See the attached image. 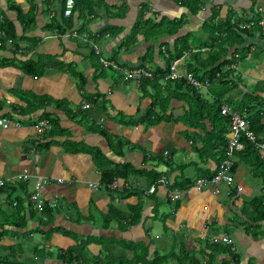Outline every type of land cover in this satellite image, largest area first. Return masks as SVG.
<instances>
[{
  "label": "crops",
  "instance_id": "obj_1",
  "mask_svg": "<svg viewBox=\"0 0 264 264\" xmlns=\"http://www.w3.org/2000/svg\"><path fill=\"white\" fill-rule=\"evenodd\" d=\"M122 1L129 9L124 18H111L107 12L99 10L86 31L92 32L91 36L98 38L96 44L101 48L102 56L114 63L113 67H105L107 69L102 71L97 68L96 58L86 42L77 38L52 35L46 29L51 17L59 18L61 14L60 0H51L48 6L47 0H0V13L6 20L4 24L12 25L18 38L14 43L21 45V51L13 56L14 46L6 38L4 46L0 48V60L14 58L16 65L17 62L38 60L48 66L42 77L37 80L23 74L16 65L0 68V107L6 110L8 106L15 105L18 114L9 119L11 124L6 130L0 129V180L11 185L17 184L21 182L19 176L27 173L29 179L23 182L26 194L29 195L35 187H39L40 198L46 205L49 202L58 203L57 213L50 217L49 226L73 233L78 239L77 243L82 239H92L94 243L88 246L90 257H96L102 251L110 253L115 258L131 259L133 252L123 247L124 243H142L148 246L147 260L158 250H168V254L169 251L179 253L183 248L194 255L200 263L211 257L212 264H264V222L260 226V231H256L249 228V218L244 215L245 204L264 195L262 182L258 187L252 184L244 185L247 173H251L252 177L259 180L255 171L242 161L237 163L235 158L237 165L235 164L234 180L235 184L242 188L240 194H236L225 184L218 187L211 185L200 191L190 186L183 193L177 191L179 200H176V203L170 201L168 195L173 190L169 187L172 188L176 181L181 183L189 179L192 182L198 176H205L206 173L217 170L213 161L203 160L194 150L201 148L205 134L212 131L211 125L205 121L204 129L185 127L176 120L184 116L187 104L172 100L166 113L172 117L170 121L165 119L160 124L150 127L126 126V122L136 121L142 116L149 108L151 99L142 96L139 85L123 84L118 75L120 73L116 70L121 67L153 70L165 66L167 48H160V44L162 42L173 44L174 39L164 37L163 41L160 39L147 43L143 36H138L134 44L124 43L142 6L146 9L145 18L150 17L154 22L162 18L177 21L185 16V24L174 37L188 33L191 34V38L195 40L201 38L204 41L206 36L201 31L202 23L209 19L211 12L215 13L214 23L223 22L233 16L244 15L251 18L258 10H262L258 17H263L264 0L207 1L201 12L195 16L173 0L106 2L108 4L115 2L119 5ZM14 9H19L21 16H32L33 26L28 32H23V25ZM73 19L77 20L76 14L73 15ZM112 27L116 29L111 31ZM104 29H109L110 32L102 34L101 31ZM74 30L78 32L76 25ZM197 32L200 34L195 37ZM32 42L33 47L30 45ZM250 43L258 44L264 52V44L258 38L251 39ZM150 45L153 46L152 57L143 63L142 58ZM194 45H197V42ZM168 49L173 51V46L170 45ZM184 54L177 61L184 62L187 58L186 53ZM258 61L255 67L251 62L236 63L231 78L233 80L238 78L244 87L233 89L224 95L220 101L221 105L231 108V102H239L244 94L249 93L252 85L264 81V53L263 59ZM70 70H73L76 76L80 74L81 79L71 75ZM150 91L151 89L147 90L152 95L153 90L151 93ZM19 94L24 98L38 99L36 102L50 98L52 102L65 105L70 113L68 115L55 104H51L49 107L37 109L31 115H25L22 112L29 109L26 107L28 102L27 99H20ZM198 94L208 102L217 100L218 95H213L210 89ZM93 102H97V105ZM84 104L90 107L82 110ZM81 111L84 114L83 123L78 124L77 121L70 120ZM44 113L56 118L60 128L67 132L56 141L64 142L66 138L80 145L98 148L113 163L130 164L137 173L126 181H120L116 189L109 188L107 191L100 186V174L95 170L92 158L83 151V154L64 152L60 145H50L48 148L37 146L35 150L34 147L42 137L36 134L34 125L41 120L39 118ZM99 123L102 124L101 129L108 135L128 142L129 145L124 149L122 157H116L112 153L102 136L86 130L95 129ZM186 133L191 138H187ZM42 142H46V139ZM155 172L159 174L157 181L164 176L168 178L169 183L163 187L156 182L154 191L148 193L143 188L146 179ZM91 184H97V190L92 189ZM122 190L135 191L136 194L127 197ZM98 192L99 194H94ZM16 195L24 196L19 190ZM4 197L0 196V204ZM139 202L143 210L138 224L126 227L123 223L117 225L111 222L110 228L100 229V224H104L100 219L103 220L108 215L109 205L112 204L122 214H126L130 211V206ZM30 208L37 211L32 206ZM91 208L98 212V219L91 214ZM28 214L27 211L26 230L30 231L37 228L41 222L35 216L30 219ZM90 216L94 218L91 219ZM157 225L163 229L156 227ZM94 226L96 230L92 229ZM75 227L80 230V235H84L81 239L72 231ZM47 229L49 228H43ZM152 233L155 236H152ZM219 233L231 239L236 261L232 260V255L225 254L220 249L216 252L210 249V237L214 234L220 235ZM35 235H38V240H35ZM97 238L109 244L96 245ZM110 238L114 240L109 241ZM18 241H20L18 238L4 239L2 245L9 247ZM120 242L124 243L120 245ZM21 243L23 257L28 264H32L37 260L31 258L29 253H32L35 246L44 244L49 250H65L73 246L75 241L60 233H53L47 241H44L42 235L34 234ZM45 264L57 263L45 260ZM167 264L179 263L172 260Z\"/></svg>",
  "mask_w": 264,
  "mask_h": 264
},
{
  "label": "trees",
  "instance_id": "obj_2",
  "mask_svg": "<svg viewBox=\"0 0 264 264\" xmlns=\"http://www.w3.org/2000/svg\"><path fill=\"white\" fill-rule=\"evenodd\" d=\"M50 1L51 0H47V6L51 4ZM106 1L107 0H74L75 7L72 16L70 18H64V0H60L61 14L59 18L52 16L49 20V23L46 25V29L52 35L55 34L58 36H66L64 34L72 32L76 25L78 33L83 34L89 29L92 18L97 16V12L99 10L107 12L108 16L111 18L121 19L125 17L129 9L128 5L124 1H122L119 5L115 2L108 4ZM173 1L178 3L182 8H185L191 15L195 16L201 12V9L207 1L210 2L212 0ZM116 9L117 12L113 11ZM14 10L20 18L21 25H23V32H28L30 27L33 26L32 16H21L19 9ZM74 14L77 16L76 21L73 19ZM145 15L146 9L145 6H142V8L138 11L136 20L132 25L128 36L125 38L124 43L130 42L131 44H134L137 41L138 36H143V40L147 43L160 39V41H163L162 39L164 37L172 38L174 41L173 44H169L167 42H162L160 44V48H167V58L164 61L165 66L163 68L157 67L156 69H153L152 79L141 80L139 83H137L142 96H147L151 99L149 108L146 109L142 116L136 121L126 122L125 125L131 127L136 125L150 127L160 124L165 119L170 121L172 117L170 115H166V113L171 101L177 100L186 103L187 110L184 112V116L176 121L181 122L189 129H204V122L208 121L210 123L212 131L205 134L201 148H195L194 150L200 156V158L203 160H211L215 163L216 167H218V165L223 160L224 152L228 143L229 126V120L222 117L220 114V101L224 95L230 93L233 91V89L244 87L238 78H235V80L231 78L235 69L227 70V68L229 66H236V63L239 61H245L246 63L251 62L253 66H256V63L259 62L258 60L263 59V49L259 47L258 44L250 43L251 39L256 40L258 38L259 41H262L264 44V35L262 34L259 27L255 25L250 27L251 24H256L260 19L257 14H253V17L251 18H246L244 15L242 17L233 16L228 17L223 22L219 21L214 23L215 13L211 12L209 19L202 23L203 28L201 31L204 33V36H206V40L203 41L201 38H197L195 40L191 38V43L189 39L191 34L186 33L183 36L174 37L178 34L180 28L185 24V16L177 21L166 20L162 18L160 21L154 22L150 17L145 18ZM4 22H6V20H4V16L2 15L0 29L5 32L6 38L12 42L15 50L13 52L14 56L16 52L21 51V45L19 43H14V41L18 38H16L14 34L12 25L4 24ZM113 29L116 28H110L111 31ZM108 31L109 29H104L101 31V33L106 34ZM90 34L93 33L90 32ZM23 39L27 38L24 37ZM98 41V38H96L95 43ZM5 42L6 39L0 48L4 46ZM195 42H197V45H194ZM32 44H30L31 47L34 46L33 42ZM170 45L173 46V51L168 49ZM87 46L90 49V52L94 55L92 48L89 45ZM98 48L100 51V59L99 56L94 55L96 58L95 62L97 64V68L103 71V69L107 68L104 67V64L101 63L100 60L102 59L106 63L111 61H107V59L102 56L101 48ZM25 49L30 50L28 48ZM152 50L153 46H148L146 54H144V57L142 58L143 63L152 57ZM184 53L187 55V58L184 60V62L177 61L180 59V57L185 55ZM204 55L205 58H203ZM171 64H174L179 71L183 70L182 72L192 73L201 82H209L211 84L210 91L212 94H218L217 100L215 99L213 102H208L207 100H203L196 90L187 86L183 81L172 82L167 80L166 77L170 73L169 70ZM11 65H16L14 58H11L10 60H0V68ZM16 67H18L23 74L37 80L42 77L46 67L48 66L42 62H39L38 60H29L21 63L17 62ZM110 67L111 66H108V68ZM123 69L132 70L135 68L123 67ZM70 73L71 75L81 79V76H79L80 74L76 76V73L73 70H70ZM121 82L123 84H135V82L132 81L124 82L123 79H121ZM82 85H84V82ZM148 89H151V91L153 90L152 95L147 92ZM263 95L264 81H259L250 87L249 93L244 94L239 102H231V105L229 104L231 106V108L229 107L231 110L246 113L248 128L254 134L255 139L258 142H264ZM19 98L23 100L27 99L26 101L28 104H26L28 106L26 107L29 109H24L23 112L20 109V112L25 115H31L37 109L49 107L51 104H55L59 107V110L61 109L68 115L70 113L65 105L58 102H52L53 100L50 98H44L42 102H36L38 99L32 97L24 98L21 96V94H19ZM93 103L97 105V102ZM2 108L3 107H0V119L2 118L9 120L18 116L16 112L17 107L15 105L8 106L6 110ZM39 119L49 120L51 127L46 131V133L43 134L42 138H39L38 141L41 145L38 143L34 149L36 150L37 146L48 148L50 145H60L64 152H69V150L66 149L68 147L71 150L70 153L82 151L85 152L92 158L95 170L100 174V186L103 189L109 191L112 184L115 183L117 187L120 181H126L129 177L137 173V171H135L130 164L113 163L108 158H106L98 148H92L85 146L84 144L82 146H76V144L73 142L67 141L66 138V141L64 142L56 141L59 136H63V134H65V131L60 128L58 120L52 115L46 113L42 114ZM86 130L102 136L106 141L107 146L112 151V153L116 155V157H122L124 154V149L129 145L126 140L110 136L105 130L101 128H88ZM186 137L191 138L189 134H187ZM112 138L115 140L112 141ZM45 139L46 142H42L45 141ZM242 145L243 149L238 152L235 157L237 158V163L242 161L255 171L258 178L262 182V190L264 191V152L257 150L252 143L246 141L245 139L242 140ZM237 163L234 161L233 173L236 167L235 164L237 165ZM215 172L208 174L206 173L205 176H198L197 179L211 180L215 175ZM158 177L159 174L156 172L151 175L150 178L146 179V184L144 185L143 189L148 191V189L152 186L156 187L155 184ZM197 179L192 182L189 179L182 181L181 183L176 181V183L172 184L173 186L171 185L172 188H169L170 190H176L180 193H183L186 189L190 188V186L193 187L194 182ZM19 181L21 182L13 185L3 181V185L0 187V196H5L2 204H0V264H28L25 257H23V246L21 241L23 242L26 240V238L34 234L42 235L44 237V241H47L53 233H60L62 236L68 237L74 240L75 244L65 250H49L45 248L44 244L41 246H35L31 254V258H33L35 261L37 260L34 264H45V260H52L57 264H167L172 260L179 264H212L211 257H209L207 261L200 263V261L196 259L194 255L188 253L183 248H181L179 253L170 251L166 256H160L157 251L156 254H153V257L147 260L148 246H145V244L142 243L125 244L124 242H120V245L124 243L123 247L133 252L131 259L115 258L110 253L102 251L98 254V256L90 257L88 246L94 243L93 240L87 238L82 239L79 243H77L78 239L73 233L59 228H51L49 226V219L53 214L57 213V208L52 209L47 205H45L42 210L37 211L30 208L31 205L28 202V197L30 194H26L25 185L23 184V182L25 183L27 180L22 181L19 179ZM174 187H177L178 189ZM18 190L22 192L24 196H15ZM122 191L124 194H127V197L132 194H136L134 193L135 191ZM169 200L172 201L170 198ZM129 210L130 211L128 213L122 214L119 210L114 208L112 204L109 205L108 215L103 219V230L110 228L111 222H114L117 225L123 223L126 225V227H131L138 224L142 215V204L139 202L134 206H130ZM27 211L29 213L28 217L30 219L34 216L36 217V214L41 212L40 214H45L47 220H42L43 218L36 217L41 222L39 223V226L34 230H26ZM244 215L249 218V228L260 231V226L264 222V195L253 199L248 204H245ZM92 217L93 216H90L91 219L94 218ZM43 228L49 229L43 230ZM9 238H18L20 241L16 242L12 246L3 247V240ZM108 240L113 241L114 238H110ZM95 243H97L96 245H103V243L109 244L108 242H103L101 238H97ZM209 246L212 252H216L218 251L217 249H220L225 254L232 255L231 257L233 261L237 260L235 249L232 244L224 245L211 242ZM7 251L9 253H6Z\"/></svg>",
  "mask_w": 264,
  "mask_h": 264
},
{
  "label": "built area",
  "instance_id": "obj_3",
  "mask_svg": "<svg viewBox=\"0 0 264 264\" xmlns=\"http://www.w3.org/2000/svg\"><path fill=\"white\" fill-rule=\"evenodd\" d=\"M75 7L74 0H64V10H63V17L64 18H70L73 14V10ZM2 22V15L0 13V23ZM251 24L250 26H252ZM258 25L264 30V20H261ZM70 38H77L80 39L83 42H93V39H96V36H91L86 33L79 34L76 32V30L68 33L66 35ZM6 39L5 32L0 29V47L3 45L4 40ZM92 40V41H91ZM92 51L94 55L99 56L100 59V51L97 45L91 44ZM101 63L104 64V67L108 66H114L113 62L106 63L104 60H100ZM116 70L120 73L122 76V79L124 82H135L139 83L141 80H147L153 78V73L150 70L140 69L136 68L133 70H126L123 68H116ZM169 75L166 77L169 81H183L187 86L193 88L196 91H207L210 88V83L207 81L201 82L197 77H195L192 73L189 72H181L177 70L174 64H171ZM90 106L84 104L82 106V110H87ZM220 114L224 118H227L229 120V126H228V143L224 152L223 160L218 165L217 170L215 172V175L211 180H205V179H197L194 182L193 187L200 191L204 188H207L209 186H216L218 187L220 184H225L229 189L236 192V194H240L242 191V188L235 184L234 180V161L236 154L240 152L243 149L242 140L249 141L253 144V146L257 150H261L264 152V142H258L255 139L254 134L249 130L248 123L246 121V113L245 112H239L231 110L227 106H222L220 108ZM11 124V121L8 119H0V129L6 130L9 125ZM18 126V124L16 125ZM51 127L50 121L47 119H41L39 120L35 125L34 129L38 136L42 137L43 134L49 130ZM19 179L22 181H26L29 179V175L27 173H23L21 176H19ZM169 181L166 177H162L158 184L166 187L168 185ZM3 181L0 180V187H2ZM90 187L92 189L97 190L98 185L97 184H91ZM116 187L115 183L112 184L111 189H114ZM39 187H35L33 192L30 193V196L28 197V202L31 206H33L37 210H42L46 203L43 201L42 198H40L39 194ZM154 191V186L148 189V193H152ZM169 198L172 201L179 200V194L176 191L169 192ZM48 207L55 209L58 206L57 201L55 202H49L47 204ZM230 240L225 236L223 238L224 245H229Z\"/></svg>",
  "mask_w": 264,
  "mask_h": 264
},
{
  "label": "rangeland",
  "instance_id": "obj_4",
  "mask_svg": "<svg viewBox=\"0 0 264 264\" xmlns=\"http://www.w3.org/2000/svg\"><path fill=\"white\" fill-rule=\"evenodd\" d=\"M110 1V0H109ZM114 11H116L117 12V9L116 10H114ZM256 14H258V13H256ZM86 33V32H85ZM86 34H88V35H91L90 33H86ZM127 34V33H126ZM198 34H200L199 32H197V34L195 35V37L198 35ZM64 35H67L66 33L64 34ZM128 36V35H127ZM64 37H66V38H70V37H67V36H64ZM190 39V42H191V37L189 38ZM81 41V40H80ZM92 41V40H91ZM87 43V45H89L91 48H92V46H91V44H95V45H97L96 43H95V39H93V42L91 43V42H86ZM192 43V42H191ZM93 52V51H92ZM136 69V68H135ZM133 70V69H132ZM150 71H152V70H150ZM119 75V77H120V80L122 79V76L120 75V74H118ZM130 84H132V83H130ZM135 84H137V83H135ZM264 106V105H263ZM83 116H84V114H83V111H81V112H79L75 117H74V119H70V120H74V121H77V123L78 124H81V123H83L82 122V119H83ZM85 120V119H84ZM98 127H100V128H102V124L101 123H99L98 124ZM65 133H67L66 131H65ZM67 140V139H66ZM65 140V141H66ZM112 141L113 140H115L114 138H112L111 139ZM67 141H69V142H72L70 139L69 140H67ZM74 143V142H73ZM74 144H76V146H78V145H80V143H74ZM82 146V145H81ZM68 147V146H67ZM66 148V147H65ZM66 149H68L69 150V153H70V148L68 147V148H66ZM81 154H83V152H80ZM85 153V152H84ZM247 178L245 177V180H244V185H254V186H259V184H260V182H261V180L259 181V180H257V178H255V177H252V175H251V173H247ZM117 188V187H116ZM115 188V189H116ZM95 195L96 194H99V192L98 193H94ZM92 209V211H91V214L92 215H94V217H95V219H98L99 218V215H98V212L96 211V210H94L93 208H91ZM41 213V212H40ZM40 213H38V214H36V217L37 218H43L44 219V217H45V214H40ZM101 217V216H100ZM104 219V218H103ZM102 222H103V220H102V218L100 219ZM82 223V222H81ZM97 223H99L98 221H97ZM100 224V223H99ZM156 227H161L162 229H163V227L162 226H160V225H157ZM103 228V226H102V223L100 224V229H102ZM93 230H96V228H95V226L92 228ZM75 234H78V238L79 239H81L82 238V236H84V235H80L79 233H80V230H78L76 227L75 228H73V230H72ZM208 232V231H207ZM205 234H207V233H205ZM220 235H223L222 233H219ZM220 235H216V234H214V235H210L211 237H210V240H211V242L213 243H217V244H224L223 243V238L225 237L224 235L223 236H220ZM152 236H155V234L154 233H152ZM167 236H169V234H167ZM35 237V240H38L37 239V237H38V235H35L34 236ZM228 238V237H227ZM230 241V243L229 244H232V241H231V239L230 238H228ZM200 243H202V241H200ZM200 245V244H199ZM227 245V244H226ZM168 251V250H167ZM167 251L165 250V251H162V250H158V253H159V255L160 256H166L167 255ZM170 252V251H169ZM29 254H32V253H29ZM32 264H34V263H32Z\"/></svg>",
  "mask_w": 264,
  "mask_h": 264
},
{
  "label": "bare ground",
  "instance_id": "obj_5",
  "mask_svg": "<svg viewBox=\"0 0 264 264\" xmlns=\"http://www.w3.org/2000/svg\"><path fill=\"white\" fill-rule=\"evenodd\" d=\"M261 11H262V10H258L257 12L259 13V12H261ZM257 15H258V14H257ZM259 19H260V20H259L256 24L253 23L252 26H254V25H255V26H258L259 29L261 30L262 34L264 35V30L258 25V23H259L261 20H264V16H263V17H259ZM252 26H250V27H252ZM250 27H247V28H250ZM228 69L232 70V69H234V67L229 66V67L227 68V70H228ZM181 72H182V71H181ZM194 76H195V75H194ZM195 77H196V76H195ZM210 88H211V84H210ZM210 88H209V89H210ZM209 89H208V90H209ZM208 90H207V91H208ZM201 91H204V90H201ZM201 91H197V93H198V92H201ZM207 91H204V92H207ZM222 106H227V105H220V108H221ZM227 107H228V106H227ZM219 110H220V109H219ZM222 117H223V116H222ZM45 133H46V132H45ZM259 151H261V150H259ZM262 152H263V151H262Z\"/></svg>",
  "mask_w": 264,
  "mask_h": 264
},
{
  "label": "clouds",
  "instance_id": "obj_6",
  "mask_svg": "<svg viewBox=\"0 0 264 264\" xmlns=\"http://www.w3.org/2000/svg\"><path fill=\"white\" fill-rule=\"evenodd\" d=\"M163 177H164V176H163ZM161 178H162V177H161ZM161 178H160V179H161ZM166 178H167V177H166ZM160 179H159V180H160ZM167 179H168V178H167ZM157 184H158V181H157ZM155 186H156V185H155ZM154 189H155V187H154ZM175 191H176V190H175ZM176 192H177V191H176Z\"/></svg>",
  "mask_w": 264,
  "mask_h": 264
}]
</instances>
